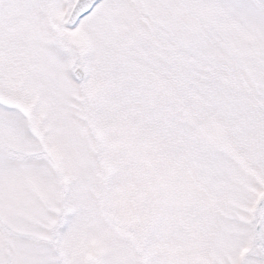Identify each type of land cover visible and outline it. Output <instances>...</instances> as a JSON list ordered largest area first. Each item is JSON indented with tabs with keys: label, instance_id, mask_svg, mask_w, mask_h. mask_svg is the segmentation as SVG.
Listing matches in <instances>:
<instances>
[{
	"label": "snow or ice",
	"instance_id": "1",
	"mask_svg": "<svg viewBox=\"0 0 264 264\" xmlns=\"http://www.w3.org/2000/svg\"><path fill=\"white\" fill-rule=\"evenodd\" d=\"M0 264H264V0H0Z\"/></svg>",
	"mask_w": 264,
	"mask_h": 264
}]
</instances>
